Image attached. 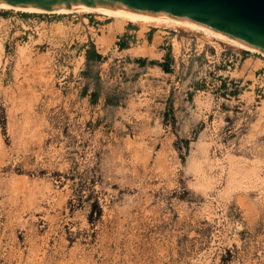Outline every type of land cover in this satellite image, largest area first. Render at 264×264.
Wrapping results in <instances>:
<instances>
[{
  "label": "rangeland",
  "instance_id": "rangeland-1",
  "mask_svg": "<svg viewBox=\"0 0 264 264\" xmlns=\"http://www.w3.org/2000/svg\"><path fill=\"white\" fill-rule=\"evenodd\" d=\"M83 12L0 9V264H264V55Z\"/></svg>",
  "mask_w": 264,
  "mask_h": 264
},
{
  "label": "water",
  "instance_id": "water-1",
  "mask_svg": "<svg viewBox=\"0 0 264 264\" xmlns=\"http://www.w3.org/2000/svg\"><path fill=\"white\" fill-rule=\"evenodd\" d=\"M0 3L48 8L91 3L161 14L217 30L264 51V0H0Z\"/></svg>",
  "mask_w": 264,
  "mask_h": 264
},
{
  "label": "bare ground",
  "instance_id": "bare-ground-1",
  "mask_svg": "<svg viewBox=\"0 0 264 264\" xmlns=\"http://www.w3.org/2000/svg\"><path fill=\"white\" fill-rule=\"evenodd\" d=\"M0 9H14L20 10L24 12H37V13H72V12H95L100 13L101 15H106L107 18H113L112 24L109 26V33H113L115 30H122L123 26L127 22H131L140 27L141 31L149 30L151 27L154 28H169L173 30L183 29L185 31H197L202 33L209 41L212 38L219 39L228 44L234 45L236 47L244 48L252 52H258L264 55V51H260L251 45L243 43L235 38H230L226 36L224 33L219 32L217 30L209 29L204 26L198 25L193 22H189L186 20L178 19L175 17H170L161 14H150V13H142L135 11H128L124 9L118 8H108L99 6L96 4H82L79 6L71 7V8H48V7H33V6H22V5H12V4H4L0 3ZM83 12V13H84ZM159 31V30H158ZM202 35V36H203ZM104 39H100L98 44L103 47L105 45ZM3 49L0 46V50ZM24 48H22L23 50ZM129 52L132 54L149 56L152 57L155 55V51L152 46L147 44H139L134 45L127 48ZM2 51V50H1ZM21 53V50L18 51ZM24 52V51H23ZM26 54V52H25ZM24 54V55H25ZM2 56V55H1ZM21 56V55H20ZM23 57V56H22Z\"/></svg>",
  "mask_w": 264,
  "mask_h": 264
},
{
  "label": "crops",
  "instance_id": "crops-1",
  "mask_svg": "<svg viewBox=\"0 0 264 264\" xmlns=\"http://www.w3.org/2000/svg\"><path fill=\"white\" fill-rule=\"evenodd\" d=\"M133 34V29L128 28L127 26H124L122 31L116 32L115 33V42H120L122 49L124 50L125 48H128L130 46L129 45V41H127L129 39V36L133 39L134 35ZM132 45V44H130ZM117 46V45H116ZM133 46V45H132ZM119 48V46H117ZM164 62V60H162ZM164 66V68L168 67L167 63H163L162 64Z\"/></svg>",
  "mask_w": 264,
  "mask_h": 264
},
{
  "label": "trees",
  "instance_id": "trees-1",
  "mask_svg": "<svg viewBox=\"0 0 264 264\" xmlns=\"http://www.w3.org/2000/svg\"><path fill=\"white\" fill-rule=\"evenodd\" d=\"M93 54H94V53H93ZM94 55H95V57H96L97 59L101 57V55H100L99 53H95ZM139 61L142 62L141 59H139Z\"/></svg>",
  "mask_w": 264,
  "mask_h": 264
},
{
  "label": "built area",
  "instance_id": "built-area-1",
  "mask_svg": "<svg viewBox=\"0 0 264 264\" xmlns=\"http://www.w3.org/2000/svg\"><path fill=\"white\" fill-rule=\"evenodd\" d=\"M28 22H30L31 24H36V22H37V21H36V20H34V19H33V20H32V19H29V21H28Z\"/></svg>",
  "mask_w": 264,
  "mask_h": 264
}]
</instances>
